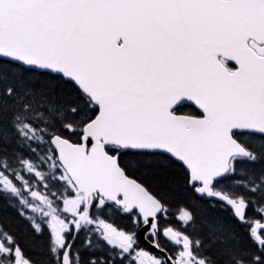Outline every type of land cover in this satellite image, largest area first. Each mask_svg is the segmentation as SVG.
I'll list each match as a JSON object with an SVG mask.
<instances>
[{
    "label": "snow or ice",
    "instance_id": "6c2138e0",
    "mask_svg": "<svg viewBox=\"0 0 264 264\" xmlns=\"http://www.w3.org/2000/svg\"><path fill=\"white\" fill-rule=\"evenodd\" d=\"M0 264H264V0H0Z\"/></svg>",
    "mask_w": 264,
    "mask_h": 264
},
{
    "label": "trees",
    "instance_id": "16d2710c",
    "mask_svg": "<svg viewBox=\"0 0 264 264\" xmlns=\"http://www.w3.org/2000/svg\"><path fill=\"white\" fill-rule=\"evenodd\" d=\"M185 111H191L192 110V107L191 106H185V109H184ZM119 223H125L126 221H124V220H120V221H118Z\"/></svg>",
    "mask_w": 264,
    "mask_h": 264
}]
</instances>
